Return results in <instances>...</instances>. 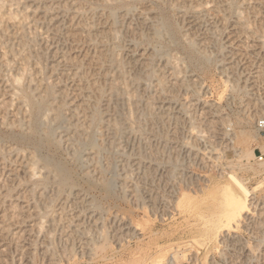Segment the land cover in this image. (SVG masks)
<instances>
[{"label":"rangeland","instance_id":"rangeland-1","mask_svg":"<svg viewBox=\"0 0 264 264\" xmlns=\"http://www.w3.org/2000/svg\"><path fill=\"white\" fill-rule=\"evenodd\" d=\"M12 1L16 8L11 4ZM18 1L19 5H16ZM18 1L16 3L15 0H9L6 4L13 5L7 7L15 9L16 12L19 10V15L24 14L29 7L31 10L39 7L36 9L39 12L37 16L30 14L31 18L24 20L25 24L30 22L25 25L26 35H30L29 38L32 36L34 41V44L30 43V67L35 68L36 63L40 61L38 65L44 69L46 67L45 80L55 81L56 88L60 90L58 92H62L60 94L63 95L64 91L65 97L62 96V99L74 101L76 105L80 99L77 95L76 80L69 79L68 73L72 68L62 62V55L65 53L69 58L71 56V59H79L84 55L82 60L80 59L81 65L84 64L85 67L90 64L88 68H94L93 73L91 70L90 80L95 78V82L100 84L104 79L102 72L106 70L110 73L114 68L105 64L104 69H99L93 61L111 45L115 46V54L118 53L119 59L128 61L129 66L126 62L124 64V70H129L125 73L130 77V80L127 77V92L139 99L132 104L114 101L106 111L107 115H104L105 124L91 126L89 130L93 133L98 153L96 149L94 153V149H89L85 144L84 134L74 133L73 127L69 130L58 127L56 135L61 136L58 138L62 147L56 158L66 164L76 183L71 191L66 189L65 192L58 193V190H55L56 185L51 182H48V187H32L26 182L27 175L23 174L26 168L22 163L26 161L25 155L32 148L27 145L25 148V144L13 142L5 133L3 122L10 123L15 119L14 116L22 114L12 110L11 106L4 110L1 105L2 100L5 102L4 99H10V91L6 89L11 88L5 81L8 82L7 78L14 70L10 72L9 68H6L0 55V67L1 63L4 64L1 67L4 71L0 69V181L6 182L5 186L7 185L5 189L4 184L0 182V227L9 226V231L4 227L0 228V264H155L159 262L152 258L160 256V251L164 252V257H169L179 248H183L179 264H264V130L257 127V121L264 119V0H127L135 8L133 15H126L123 8L115 5L117 0H109L110 8L114 6L113 9H116L117 23L113 27L119 31V38L113 39L114 41L109 37H103L105 40L99 38L96 36V30H90L89 35L86 30L79 31V38L73 37L76 41L66 35V29L72 30V27L80 25L79 20L84 23L82 26L88 27L89 24L85 22L91 23L93 20L96 29L101 30L102 26L107 28L109 21L104 14L105 6L103 7L104 4H101L100 0H58L60 3L80 2L82 14L74 7L67 12L54 9L57 0ZM175 2L179 3L180 7L181 3H184V14L183 8H179L182 14H177L179 9L174 13L181 30L197 43L200 42L198 46L211 59L198 68L189 64L181 47L171 46L167 51L164 50L165 53L155 55L152 68L156 72L154 71L149 79H145V70L141 68L139 61L146 56L145 50L143 51L146 42L139 41L138 34L134 32L140 30L141 26L137 27L140 14L160 6L165 8L177 5ZM46 4L54 5L52 9L56 15L53 16L55 23L53 18L50 20V16L43 12ZM201 5L207 6V11L200 15L195 14L194 10ZM92 7L96 9L95 13L92 12ZM34 16L37 19H33ZM98 16L101 17L98 19ZM240 16L244 19H240ZM99 21L102 26L98 25ZM121 26L122 30L119 29ZM15 27L10 28L11 38V33H14L15 38ZM130 28L131 32L127 30ZM58 29L61 30L60 33ZM10 37L6 39L17 43L16 39ZM69 38L73 39V42ZM106 41L108 43H105ZM1 42L0 49H3L5 43L2 45ZM14 44L13 48L19 52L18 49L22 46L19 42ZM94 44L99 48L104 45L100 48L101 52ZM3 51H0V54ZM166 55L172 60L170 66V63L164 62ZM57 62H62V65ZM51 65L58 67L48 72ZM171 69L176 70V73ZM139 75H143L142 79L134 82L132 78ZM39 76L38 73L36 77ZM158 78L167 80L165 85L169 86H164L166 90L157 86ZM105 83L104 79V83L100 85ZM87 109L90 110L89 107ZM76 119L73 117L71 121L76 122ZM67 135L76 136V139L84 142H80L78 148L74 144L76 139L72 140V137ZM22 149H25V153ZM259 156L262 159H259ZM228 173L236 175L251 192L248 214L240 217L237 229L225 230L222 221L215 229H211L209 222H215V215L221 210L222 189L225 185H233L227 178ZM11 176L14 179L12 182ZM101 177L109 179V182L112 180L114 196L106 195L100 187V181L97 180ZM93 178L94 182H91ZM44 188L46 189L43 190ZM39 191L42 197L36 194ZM63 195H67V198ZM14 205L18 207L15 208ZM3 213L4 217L1 216ZM2 218L5 220L2 221ZM52 218H55V221ZM227 232L230 236L241 238L244 243L241 244V241L238 242L232 237L222 241ZM104 233L105 240L102 237ZM87 241H90L92 249ZM88 249L89 252H86Z\"/></svg>","mask_w":264,"mask_h":264},{"label":"bare ground","instance_id":"bare-ground-1","mask_svg":"<svg viewBox=\"0 0 264 264\" xmlns=\"http://www.w3.org/2000/svg\"><path fill=\"white\" fill-rule=\"evenodd\" d=\"M9 1V0H8ZM8 1L6 0H0V41H2V45H3V42L5 43L4 44V47L3 49H5L3 51V49H0V51H3L2 54V60L4 62V64L6 65V68L8 67L9 68V71H13L14 73H10V76L7 78L8 82L5 81L6 83H9V86H10V90H7L6 91H10V99L7 101L4 99L5 102H3L2 100V104L3 105L2 107H4V110L8 107H12V110H16L17 113H21L22 115L21 116H14V120L11 121L10 123L9 122H3L4 123V126H5V133L7 138L9 139H12L13 142L15 141L16 143H21L22 145H24L25 148L26 145L27 146H30L32 149H29L31 150L29 153H27V155H25V159L26 161L22 162L24 163L23 164V167H25L26 171L23 172L26 173V182L31 184V186L33 185H41L42 187L44 186H47L48 182H51V183H54L55 187H57V189L55 190H58V192H62L64 190H69L71 191V189H73V186L75 185L76 181H74L72 175L71 174V171L70 169L66 166L65 163H63L62 161L58 160L56 158V154L60 151L61 147H62V142L60 141V137L59 135H56V130L58 127L62 126V128L64 129H67L69 130L70 128H74V133L75 132H78L81 134H84V140H85V144L88 145L89 149H94L92 150L94 153L97 151L98 153V147H95V140H94V136H93V133L91 132V126H93L94 124H100V125H103L105 124L104 123V115L106 114V111H108V108H110V104H112L114 101L118 102L120 101L123 102V103H130L132 104L133 102H137V99L136 97L134 96H131L128 94L127 90H128V79H127V75L125 72H128L127 70H124V67H125V62H123V60L119 59L117 57L118 53L116 52L115 54V46L114 47H111L113 45H108L110 46L109 48H105L106 51H100L104 45H100V48L98 47V43L96 44L97 47L99 48L98 51L101 52V56L100 55H96L97 58L95 61H93V63H95L99 69H104L105 67V64H109L111 65L113 68H114V71L112 69V72H107L106 70H104L102 73H103V78L105 79V85H100L102 83H104V79H103V82L102 80H98L99 82H102V83H98V82H95L94 79H92L93 81H91L90 79V75H91V70L94 69L92 68L90 70V68H88V65L90 64H85L86 68L83 66L84 64L81 65L80 63V59L82 60V57L84 56H80L81 58L79 59H71V56L69 58L68 55H66L64 52V54L62 55L61 58L62 59V62L68 66V67H71L72 69H70V73H68V75H70L69 79L71 78H74L77 82V89H78V93L77 95L80 96V99H79V104L76 105V103L74 101H67V100H64L62 99V96H64V91H63V95L60 94L62 92H58L60 90H58V88H56V84L51 81L50 79L49 80H45L44 77H46L45 75L47 74L45 69L40 66V64L38 65V63L40 62H37L35 61L36 63V66L35 68H31L30 67V64H31V61L29 59V51L30 50V45L34 44V41H32V36L29 38L28 36L30 35H26V27L25 25V22L24 20L27 18V17H30V14L32 15H36L38 14L39 12L37 11L38 8H35V9H28V6H27V11L24 13V14H20L19 15V10H16L13 9V8H9L7 7L8 4ZM18 1V0H17ZM17 1L15 0V2L17 3ZM27 1V0H26ZM66 1V0H64ZM61 2L57 0V4L55 5L54 9H59V10H63V11H66L69 10L70 8L74 7L77 9V12L78 13H83L82 12V9L81 7L79 6L78 2L75 3H68V2ZM72 1V0H70ZM101 1V4H104L103 5V10L106 9V11L104 10V14H106L108 20V24H107V28H103L104 26H102L104 23L102 22V25L99 21L98 25L100 24V27L101 30H98L96 29L95 27V24H94V21L92 20L91 23H88L87 20V23L85 22V24H89L88 27L87 25L86 26H82V23L81 20H79L80 22L77 23L80 24V25H77L76 27H72V25L70 23L73 24V22H68L70 25H71V29L70 28L66 29V32H67V36L68 37H74V38H79V36H77L79 34V31H85L87 32V35L90 34V30L93 32L94 30H96V36H99L102 37L103 40H105L104 38H107L109 37L112 41H114L113 39H118L119 38V31L115 29V27H113L116 23H117V18H116V9L114 10L113 7L110 8V5L108 4V1L109 0H100ZM113 1V0H112ZM11 2V0H10ZM9 2V3H10ZM14 1L11 2V4L13 3ZM22 2H24V0H22ZM31 2V1H30ZM52 2V1H51ZM56 2V1H55ZM97 2V1H96ZM178 2V1H177ZM181 2V1H180ZM229 2V1H228ZM39 3V2H38ZM100 3V2H99ZM110 3V2H109ZM118 7H121L124 9V13L126 15L128 14H132L133 10H135V8H133L132 6V3L127 1V0H117L115 2ZM162 3V2H161ZM176 3V2H175ZM173 3V4H175ZM209 3V2H207ZM230 3V2H229ZM28 4V3H27ZM49 4V3H47ZM43 5L44 8H43V12L45 14H48L50 16V20H52L53 16L55 15V11H53L52 9V6L50 5ZM177 5H170L168 7H158L156 9L153 8V10H151L150 12H147V13H143V14H140V22H138L139 26H137L138 28L140 27V30H136L134 32H136L138 35V38H139V41L143 40L145 41L146 43V47L143 49V51L145 50L144 53H146L139 62L141 64V68H143L145 70V75H144V78L145 79H149L151 76H153V74L156 72V70H154L152 68V66H154V57L155 55H157L158 53H162L165 51L164 50H168L171 46H178V47H181L183 49V51L186 53V58L189 62V64L195 66V67H201L203 64L205 63H208V61H210L209 58L205 53L204 51L198 46L199 43H197V41L192 38L191 36H189L188 34H186V32H184V30L182 31L181 30V27L179 26V24L176 22L175 18H174V13L177 12L176 10H178L179 8L182 9L183 8V5L184 3H181L182 4V7H180L179 3H176ZM245 4V3H244ZM14 5V3H13ZM13 5H8V6H13ZM16 5H19V1H18V4ZM25 5V4H24ZM22 5V7L24 6ZM29 5V4H28ZM97 5V4H95ZM166 5V4H165ZM164 5V6H165ZM212 5V4H211ZM224 5V4H223ZM225 5H228V4H225ZM15 6V5H14ZM21 6V5H20ZM99 6V5H98ZM96 6V8L98 7ZM102 6V5H101ZM109 8H108V7ZM116 6V8H117ZM179 6V7H178ZM229 6V5H228ZM17 6H15L16 8ZM36 7V6H35ZM41 7V6H40ZM107 7V8H106ZM212 8V6H209ZM225 7V6H224ZM26 8V7H25ZM34 8V6H33ZM102 8V7H101ZM215 8V7H213ZM218 8V7H217ZM216 8V10H217ZM226 8H228L226 6ZM231 8H232V5H231ZM19 9V8H18ZM21 9V8H20ZM37 9V10H36ZM42 9V8H41ZM178 11V15L182 12V10ZM208 7L205 6V5H201L199 8L195 9L194 12L195 14L197 15H200L202 13H205V11H207ZM58 10V11H59ZM71 10V9H70ZM95 8L92 7V12L95 13ZM99 10V9H98ZM102 10V9H101ZM118 10V9H117ZM210 10V9H209ZM208 10V11H209ZM214 10V9H213ZM25 11V9H24ZM184 11L185 9L183 8V14H184ZM227 11V10H226ZM41 13V14H44V13ZM60 13L62 11H59ZM74 12V11H73ZM76 11L75 13L78 14ZM18 13V14H17ZM21 13V12H20ZM22 13H23V10H22ZM58 13V12H57ZM71 13V12H70ZM73 13V14H75ZM101 13V11L99 12ZM98 13V14H99ZM103 13V12H102ZM122 13V12H121ZM181 13V14H182ZM186 13V12H185ZM38 17H40V15ZM66 14V13H65ZM68 14V13H67ZM66 14V15H67ZM96 15V14H95ZM121 15V14H120ZM133 15V14H132ZM205 15V14H204ZM239 15V14H238ZM237 15V16H238ZM37 16V15H36ZM56 16V15H55ZM74 16V15H73ZM102 16V15H101ZM101 16H98V19L99 17ZM245 16V15H243ZM35 17V16H34ZM72 17V16H71ZM70 17V20H72ZM87 17V16H86ZM125 17V16H124ZM122 17V18H124ZM182 17V15H181ZM31 18V17H30ZM46 18V16H45ZM44 18V19H45ZM49 18V17H47ZM74 18V17H72ZM78 18V17H77ZM88 18V17H87ZM90 18V17H89ZM97 18V17H96ZM106 18V19H107ZM239 18V16L237 17ZM243 18V17H242ZM241 16H240V19H242ZM28 19V18H27ZM33 19H37L36 17L33 18ZM41 19V18H40ZM54 19V18H53ZM105 19V18H104ZM225 19V17H224ZM244 19V18H243ZM43 20V19H42ZM48 20V19H47ZM83 20V18H82ZM103 20V18H102ZM239 20V19H238ZM27 21V20H26ZM60 21V19H59ZM73 21V20H72ZM104 21V20H103ZM106 21V20H105ZM197 21V20H196ZM244 21V20H243ZM246 21V20H245ZM34 22V21H33ZM51 22V21H49ZM53 22L55 23L56 20L54 19ZM62 22V21H61ZM67 22V21H66ZM65 22V23H66ZM121 22V21H120ZM194 22V21H193ZM241 22V21H240ZM30 23V22H29ZM28 23V24H29ZM63 23V22H62ZM76 23V22H74ZM119 23V22H118ZM123 23V22H122ZM27 24V25H28ZM57 24L59 25V23L57 22ZM56 24V25H57ZM137 24V25H138ZM141 24V25H140ZM26 25V26H27ZM33 25V23H32ZM54 24V26H56ZM74 25V24H73ZM106 25V24H105ZM130 25V24H129ZM14 26H16L15 28H17V31H16V35H15V38L13 36L14 33H11L12 34V38L9 36V31H11L12 29H10ZM36 26V25H35ZM33 26V27H35ZM64 26V24H63ZM118 26V25H117ZM116 26V27H117ZM120 26V25H119ZM32 27V28H33ZM57 28L59 26H56ZM54 27V28H56ZM129 27V26H128ZM131 27V26H130ZM40 28V27H39ZM51 28V27H50ZM56 28V30H57ZM61 28V27H60ZM63 28V27H62ZM65 28V26H64ZM118 28V27H117ZM133 28V27H131ZM130 29H127V30H130V32L132 31ZM34 29V28H33ZM32 29V30H33ZM122 30V26L119 28ZM55 30V29H54ZM64 30V29H63ZM62 30V31H63ZM120 30V31H121ZM35 31V30H34ZM32 31V33L34 32ZM48 31V30H47ZM46 31V33H47ZM59 31V29H58ZM56 31V32H58ZM61 31V30H60ZM59 31V33H60ZM82 31V32H83ZM65 32V31H64ZM63 32V33H64ZM100 32V33H99ZM122 32V31H121ZM128 32V31H127ZM129 32V33H130ZM133 32V33H134ZM183 32V33H182ZM65 34V33H64ZM62 34V35H64ZM85 34V32H84ZM133 35V34H132ZM49 36V35H48ZM48 36H46L48 38ZM77 36V37H76ZM95 36V35H94ZM93 36V37H94ZM11 38V39H16L17 41L15 42H19V44L22 46V48L17 52L16 48H13L14 46L12 44H14V42H9L8 40L10 39H6V38ZM34 37V36H33ZM39 37V36H38ZM41 37V36H40ZM50 37V36H49ZM104 37V38H103ZM44 38V37H43ZM73 38V39H74ZM92 38V37H91ZM96 38V37H95ZM137 38V37H136ZM1 39H6V41L4 40H1ZM38 39V38H36ZM64 39V38H63ZM67 39V38H66ZM72 39V40H73ZM86 39V38H85ZM48 40V39H47ZM69 40H71L69 38ZM71 40V42L73 41H76V39H74L73 41ZM99 40V39H97ZM101 40V39H100ZM102 40V41H103ZM107 40V39H106ZM138 40V39H137ZM13 41V40H11ZM39 42V40H38ZM47 42V41H45ZM43 42V43H45ZM96 42V41H95ZM119 42V41H118ZM138 42V41H137ZM15 43V44H17ZM31 43V44H30ZM42 43V44H43ZM105 43H108L107 41ZM115 43V42H114ZM120 43V42H119ZM132 43H136V42H132ZM141 43V42H139ZM14 44V45H15ZM18 44V45H19ZM93 44V42H92ZM121 44V43H120ZM46 45V43H45ZM95 45V44H94ZM95 45V46H96ZM138 45V44H137ZM94 46V47H95ZM0 47H2L0 45ZM16 47V46H15ZM40 47V46H39ZM48 47V46H47ZM19 48V47H18ZM32 48V47H31ZM36 48V47H35ZM79 48V47H78ZM96 48V49H98ZM172 48V47H171ZM16 49V50H15ZM38 49V48H37ZM43 49V48H42ZM47 49V48H46ZM45 49V50H46ZM77 49V48H76ZM62 50V48H61ZM69 52H70V49H68ZM67 50V51H68ZM72 50V49H71ZM32 51H34L32 49ZM40 51V50H39ZM54 51V50H53ZM97 51V50H96ZM41 52V51H40ZM39 52V53H40ZM104 52V53H103ZM1 53V52H0ZM33 53V52H32ZM35 53V52H34ZM33 53V54H34ZM58 53V52H56ZM77 53V52H76ZM92 53V52H91ZM50 54V53H49ZM68 54V53H67ZM97 54V53H96ZM168 54V53H167ZM41 55V54H40ZM53 55H55L53 53ZM88 55V54H87ZM93 55V54H92ZM143 55V54H141ZM140 55V56H141ZM48 56V55H47ZM75 56V55H73ZM77 56V55H76ZM167 58H166V62L169 64V66L171 65V59H170V56L169 55H166ZM31 57H33L31 55ZM30 57V58H31ZM34 57H36L34 55ZM86 57V56H85ZM84 57V58H85ZM128 57V56H127ZM1 58V56H0ZM17 58V59H16ZM38 58V57H36ZM60 58V59H61ZM92 58V57H91ZM141 58V57H140ZM35 59V58H34ZM124 59V58H123ZM132 59V58H130ZM135 59H137L135 57ZM40 60V59H39ZM56 60H59V59H56ZM89 60V59H88ZM87 60V63L91 60L88 61ZM93 60V59H92ZM139 60V59H137ZM171 60V61H170ZM1 61V60H0ZM61 61V60H60ZM33 62V61H32ZM56 62V61H55ZM62 62L58 63L60 65H62ZM83 62V61H82ZM128 62V61H127ZM126 62V63H127ZM131 62V61H129ZM178 62V61H177ZM34 63V62H33ZM43 63V62H42ZM85 63V62H84ZM174 63V62H173ZM176 63V62H175ZM2 65H4L3 63H1ZM92 64V62H91ZM93 64V65H95ZM1 65V67H2ZM43 65V64H42ZM127 65L129 66V64L127 63ZM173 65V64H172ZM188 65V64H187ZM32 66V65H31ZM55 66V65H54ZM92 66V65H91ZM108 66V65H107ZM176 66V65H175ZM178 66V65H177ZM176 66V67H177ZM192 66V67H193ZM205 66V65H204ZM0 67V69H2ZM58 67V66H57ZM57 67H52L51 65V68L48 69L49 71L48 72H51V70L54 68L56 69ZM139 67V66H138ZM166 67V66H165ZM173 67V66H172ZM179 67V66H178ZM177 67V68H178ZM7 68V69H8ZM60 68V66H59ZM163 68V67H162ZM161 68V70H162ZM53 69V70H54ZM96 69V68H95ZM127 69V68H125ZM164 69V68H163ZM197 69V68H196ZM4 71V68L2 69ZM58 70V69H57ZM68 70V68H67ZM66 70V71H67ZM142 70V69H141ZM160 70V71H161ZM172 70V69H171ZM174 70V69H173ZM172 70V71H173ZM179 70V69H178ZM64 71V70H62ZM96 71V70H95ZM94 71V73H95ZM155 71V72H154ZM164 71V70H163ZM176 71V70H175ZM173 71V72H175ZM180 71V70H179ZM2 72V71H1ZM68 72V71H67ZM158 72V70H157ZM8 73V74H9ZM40 74V76L37 78L36 75L37 74ZM60 73V72H59ZM92 73H93V70H92ZM101 74V72H99ZM112 73V74H111ZM137 73V72H136ZM141 73H143L141 71ZM176 73V72H175ZM2 74V73H1ZM50 74V73H49ZM53 74V72H52ZM67 74V73H66ZM96 76H97V73H95ZM93 74V75H95ZM99 74V75H100ZM135 74V73H134ZM163 74V73H162ZM171 74V73H170ZM174 74V73H172ZM62 75V74H61ZM92 75V76H93ZM98 75V76H99ZM175 75V74H174ZM2 76V75H1ZM57 76V75H55ZM60 76V75H59ZM91 76V77H92ZM130 76V75H129ZM140 76V75H139ZM135 76L134 78H132V80H134V82H136V80H140L139 78L143 77L142 76ZM41 77V78H40ZM66 77V75L64 76V78ZM58 78V76H57ZM93 78V77H92ZM129 80H130V77H128ZM154 78V77H153ZM184 78V77H183ZM5 79V77H4ZM47 79V78H46ZM73 79V80H74ZM142 79V78H141ZM185 79V78H184ZM65 80V79H64ZM158 80V82L156 83L158 87H161L163 88L164 86H169V85H165L166 81L167 80H161L160 78L156 79V81ZM56 81H60V80H56ZM67 81V80H66ZM72 81V80H70ZM63 82V81H62ZM57 83V82H56ZM131 83V82H130ZM136 84V83H134ZM148 84V83H147ZM146 84V85H147ZM8 84H6L7 86ZM133 85V84H130V86ZM3 86V85H1ZM8 86V87H9ZM148 86V85H147ZM150 86V85H149ZM7 87V88H8ZM6 88V87H5ZM68 88V87H67ZM130 88V87H129ZM170 88V87H169ZM4 89V88H3ZM2 89V90H3ZM63 89V88H62ZM164 89L166 90V88L164 87ZM5 91V92H6ZM62 91V90H61ZM66 91V89H65ZM131 91V89H130ZM75 92V91H74ZM67 93V92H66ZM65 93V94H66ZM172 93V92H171ZM2 95V94H1ZM6 95V93H5ZM68 94H66L67 96ZM169 96V95H168ZM65 97V96H64ZM75 97V96H74ZM73 97V98H74ZM94 97V98H93ZM8 98V97H7ZM77 98V97H76ZM67 99V98H66ZM78 101V100H76ZM103 102V103H102ZM116 104V103H115ZM103 106V108L101 107ZM105 106V107H104ZM116 106V105H115ZM114 106V107H115ZM263 106V105H262ZM89 107V111H88V108ZM261 107V106H260ZM263 108V107H262ZM9 109V108H8ZM7 109V110H8ZM87 109V110H86ZM115 109V108H114ZM3 110V109H2ZM11 110V111H12ZM7 112H10V111H7ZM8 114V113H7ZM107 115V114H106ZM8 116V115H7ZM6 116V117H7ZM73 117H76L77 121L74 122V121H71V118ZM79 117V118H78ZM12 118V117H11ZM6 119V118H5ZM8 121V120H7ZM106 121V120H105ZM111 124V123H109ZM115 125V124H114ZM105 126V125H104ZM116 126V125H115ZM118 127V126H117ZM93 128V127H92ZM102 128V126H101ZM62 129V131H63ZM64 129V130H65ZM96 130V129H95ZM94 130V131H95ZM113 130V128H112ZM114 130H116V128H114ZM3 131V130H2ZM69 133V132H68ZM3 135V134H2ZM59 136V138H58ZM68 136V135H67ZM83 136V135H82ZM228 136V135H227ZM231 136V135H230ZM234 136V135H233ZM69 138L70 135L68 136ZM76 136H73L71 139L75 140ZM1 138V137H0ZM4 138V136H3ZM6 138V137H5ZM230 138V137H229ZM69 139V140H71ZM78 139V140H77ZM76 139V143H74L75 145H77V147L79 148L80 147V142H84V141H79V138ZM231 139V138H230ZM7 140V139H6ZM68 140V138H67ZM232 141V140H231ZM71 144V143H70ZM82 144V143H81ZM83 145V144H82ZM17 146V145H16ZM20 146V145H19ZM74 146V145H73ZM97 146V145H96ZM2 147V146H1ZM70 147V146H69ZM76 146H74L75 148ZM21 148V147H20ZM23 148V147H22ZM2 149V148H1ZM0 149V150H1ZM7 148H5L6 150ZM65 149V148H64ZM96 149V151H95ZM18 150V149H17ZM21 150V149H20ZM23 150V149H22ZM63 150V149H62ZM10 151V150H9ZM25 153V149L23 150ZM19 152V151H18ZM63 152V151H62ZM22 152H20L21 154ZM75 153V152H73ZM72 153V154H73ZM96 153V154H97ZM4 154V153H2ZM95 154V155H96ZM1 155V154H0ZM3 156V155H2ZM15 156V155H14ZM23 157V155H21ZM75 156V155H74ZM88 156V155H87ZM97 156V155H96ZM21 157V158H22ZM76 157V156H75ZM1 158V156H0ZM9 158V157H8ZM19 158V157H18ZM61 158V157H60ZM59 158V159H60ZM63 158V157H62ZM5 159V158H4ZM14 159V158H12ZM24 159V158H23ZM24 159V160H25ZM28 159V160H27ZM69 159V158H68ZM70 159H71V156H70ZM79 159V158H78ZM3 160V158H2ZM11 160V159H10ZM1 161V159H0ZM15 161V159H14ZM13 161V162H14ZM18 161V160H17ZM20 161V160H19ZM23 161V160H22ZM72 160H70L71 162ZM11 162V161H10ZM25 162H27L25 164ZM16 163V162H15ZM21 163V161H20ZM3 164V163H2ZM74 165V163H73ZM97 165V164H96ZM264 165V164H263ZM4 167V166H3ZM99 167V166H98ZM8 168V167H7ZM17 168V167H16ZM15 168V169H16ZM20 168V167H19ZM24 170V169H23ZM1 171V170H0ZM8 171V170H7ZM105 171V170H104ZM13 172V171H12ZM172 172V171H170ZM1 173V172H0ZM38 173L41 175H38ZM83 173H86V172H83ZM89 173V172H88ZM101 174V173H100ZM172 173H170L171 175ZM1 175V174H0ZM6 175V174H5ZM12 175V174H11ZM38 175V176H37ZM85 175V174H84ZM90 175V174H89ZM173 175V174H172ZM175 175V174H174ZM173 175V176H174ZM92 176V175H90ZM13 176H11V182H12V178ZM16 177V176H15ZM94 177V176H93ZM172 177V176H171ZM10 178V177H8ZM7 178V179H8ZM92 178V177H91ZM230 179V181L232 182L233 185H225L223 187V191H222V203H221V210L220 212L216 213L215 217L216 220L215 222H212L210 221L209 222V226L211 229H215L218 225V223H223L224 225V229L225 230H231V229H237L239 227V221H240V217H242V215L244 214H248V209H249V205H250V201L249 199L251 198L250 195H251V192L250 190L242 183V181L237 178L236 175H234L233 173H228V177ZM87 179V177H86ZM99 179V178H98ZM8 179V181H10ZM14 180V179H13ZM88 180V179H87ZM7 181V183H8ZM16 181H17V178H16ZM91 181V179L89 180V182ZM99 182L100 184V187H102V189L104 190V192L106 193V195L108 196H114V190L112 188V185H111V181L109 182V179L106 180L104 177H101L100 180H97V182ZM1 182V181H0ZM4 182V181H3ZM1 182V183H3ZM19 182V180H18ZM91 182H94V178ZM90 182V183H91ZM184 182V181H183ZM189 182V181H188ZM6 183V182H5ZM5 183H3L5 189H7V185L5 186ZM17 183V182H16ZM26 183V184H27ZM113 183V182H112ZM9 184V183H8ZM25 184V183H24ZM50 184V183H49ZM15 185V184H14ZM23 185V184H22ZM96 185V184H95ZM2 186V187H3ZM13 186V184H12ZM32 186V187H33ZM1 187V188H2ZM48 187V186H47ZM187 187V186H186ZM9 188V187H8ZM34 188H32L33 190ZM46 188H44L43 190H45ZM31 190V191H32ZM40 190V188H39ZM42 190V189H41ZM175 190V189H174ZM7 192V190H5ZM11 191V190H10ZM30 191V190H29ZM27 191V192H29ZM35 191V190H33ZM33 191L31 192L33 194ZM26 192V193H27ZM41 191H39L38 194L39 196L42 197V195H40ZM65 192V191H64ZM68 192V191H66ZM74 192V191H73ZM70 193V192H69ZM68 193V194H69ZM30 195V193H28ZM34 194V195H36ZM45 194V193H44ZM56 194V193H55ZM60 194V193H59ZM116 194V193H115ZM27 195V196H29ZM54 195V193H53ZM52 195V196H53ZM58 195V194H57ZM56 195V196H57ZM62 195V194H61ZM59 195V196H61ZM33 196V195H32ZM31 196V198H32ZM55 196V195H54ZM65 198H67L65 195H63ZM9 197V196H8ZM19 197V196H18ZM24 197V196H23ZM26 197V196H25ZM30 197V196H29ZM35 197V196H34ZM33 197V198H34ZM51 197V196H50ZM54 198V197H53ZM17 199V197H16ZM43 199H45L43 197ZM28 201V200H27ZM43 201V200H41ZM51 201V199H50ZM93 202V201H92ZM95 202V201H94ZM90 204V203H89ZM17 205V204H15ZM14 205V207H15ZM94 206H96L94 204ZM12 207V205H11ZM18 207V206H16ZM15 207V208H16ZM37 207V206H36ZM54 208V207H53ZM13 210H16L14 208H11ZM50 209V208H49ZM20 210V209H18ZM16 210V211H18ZM13 212V211H12ZM21 212V211H20ZM50 212V210H49ZM54 213V212H53ZM4 214L1 215L2 217H4ZM12 215V214H11ZM66 215V214H65ZM7 217V215H5ZM248 216V215H246ZM64 217V216H63ZM67 217V216H66ZM245 217V216H244ZM56 218V217H55ZM55 218H52L53 220ZM65 218V217H64ZM213 219V216L211 217ZM4 218H2V221H3ZM7 219V218H6ZM11 219V217H10ZM8 219V220H10ZM5 220V219H4ZM71 220V219H70ZM1 221V222H2ZM55 221V220H54ZM6 222V221H4ZM3 222V224H4ZM9 222V221H8ZM71 222V221H70ZM67 223V222H66ZM65 223V224H66ZM74 223V222H72ZM214 223V224H213ZM11 225V224H10ZM41 224L39 225V228H40ZM4 227V226H3ZM2 226L0 228H3ZM5 227H7V225H5ZM4 227V228H5ZM68 227V226H67ZM254 227V226H253ZM247 228V227H246ZM6 230L8 229L9 231V226L8 228H5ZM40 230V229H39ZM7 231V232H8ZM6 232V231H5ZM10 233V232H9ZM72 233V232H71ZM1 234V233H0ZM6 234V233H5ZM67 234V233H65ZM69 235V234H68ZM72 235V234H71ZM101 235V233H100ZM5 236V235H4ZM70 236V235H69ZM102 237L103 239L105 240V233L102 234ZM119 237V236H118ZM230 237L232 238H235L238 242L241 241V244L244 243L241 238L239 237H236V235L234 236H230V234L225 233L224 236H223V240L222 241H225L226 239L229 240ZM117 238V237H116ZM102 239V238H101ZM119 239V238H118ZM117 239V240H118ZM120 240V239H119ZM235 240V241H236ZM85 241V240H84ZM116 241V240H115ZM234 241V240H232ZM236 241V242H237ZM263 241V240H262ZM52 242V241H51ZM50 242V243H51ZM88 242V245L90 244L89 242L90 241H87ZM87 242L85 244H87ZM264 242V241H263ZM72 244V241L70 242ZM92 243V242H91ZM52 244V243H51ZM65 244V243H64ZM70 244V246H71ZM73 245V244H72ZM96 245V244H95ZM245 245V244H243ZM242 245V246H243ZM256 245V244H255ZM90 246V245H89ZM92 246V245H91ZM91 246L89 247L90 249ZM49 247V246H48ZM99 247V245H98ZM231 247V246H230ZM65 248V247H64ZM86 250V252L89 250ZM100 249V248H99ZM47 250V249H46ZM239 250V249H238ZM93 252V251H92ZM167 252V251H166ZM182 252H183V248H179V249H175L173 251V253L171 254V256L169 257H164V252H161L159 253L160 256H155L154 258H152V260H155L156 262H159V263H155V264H179V260H181V255H182ZM1 253V252H0ZM247 253V252H246ZM2 254V253H1ZM86 254V253H85ZM166 254V253H165ZM52 255V254H51ZM247 255V254H245ZM251 255V254H250ZM1 258V257H0ZM2 260V259H1ZM161 262V263H160ZM141 264V262L139 263Z\"/></svg>","mask_w":264,"mask_h":264},{"label":"built area","instance_id":"built-area-1","mask_svg":"<svg viewBox=\"0 0 264 264\" xmlns=\"http://www.w3.org/2000/svg\"><path fill=\"white\" fill-rule=\"evenodd\" d=\"M257 127L260 129V130H264V119H260L257 121ZM259 159H262L261 156H259Z\"/></svg>","mask_w":264,"mask_h":264}]
</instances>
